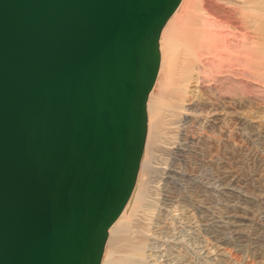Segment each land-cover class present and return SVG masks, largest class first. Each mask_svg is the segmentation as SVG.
Masks as SVG:
<instances>
[{"label": "water", "instance_id": "obj_1", "mask_svg": "<svg viewBox=\"0 0 264 264\" xmlns=\"http://www.w3.org/2000/svg\"><path fill=\"white\" fill-rule=\"evenodd\" d=\"M181 0H0V264H101Z\"/></svg>", "mask_w": 264, "mask_h": 264}, {"label": "rangeland", "instance_id": "obj_2", "mask_svg": "<svg viewBox=\"0 0 264 264\" xmlns=\"http://www.w3.org/2000/svg\"><path fill=\"white\" fill-rule=\"evenodd\" d=\"M181 1L172 19L197 15L230 46L255 36L260 15L241 0ZM190 44L161 38L137 179L103 264H264V55L220 63Z\"/></svg>", "mask_w": 264, "mask_h": 264}, {"label": "bare ground", "instance_id": "obj_3", "mask_svg": "<svg viewBox=\"0 0 264 264\" xmlns=\"http://www.w3.org/2000/svg\"><path fill=\"white\" fill-rule=\"evenodd\" d=\"M241 2L246 6L244 11H246V9H248V11L249 10H256L258 15H260L259 19H257L258 20L257 25L255 26L256 29H255V36L254 37H250V36L245 37V35H244L243 38L238 41L239 44H237V45L236 44H234V45L231 44V46L233 47V48H231V46L229 44L230 41L228 40L231 37L227 36V34H226L227 32L224 33V34L221 33V35L216 34L217 36H215V34L212 32L213 30L211 29L213 26L210 27L211 26L210 24H206L203 21L204 19L203 20L202 19L201 20L198 19V17H196L197 15L194 16V17H196V19H195L194 17H192V14L190 12L189 13L191 15L188 12H186V11L183 12V14H184L183 16L181 14L179 16H175L172 19L171 16L173 17V15L175 13V12H173V14L169 17V19L167 20L166 24L164 25V27H163V29L161 31L160 39H159V43H160L159 44V51L161 52V38H163L164 48H166V49L168 47L171 48L173 46L172 45L173 43L181 44L182 40L183 41L186 40L187 42H190L193 45H195L196 48H198L199 52H200V50H202V51L205 50L208 53V55L210 53V54H214V56H217V58H218L217 61L220 62V63L227 62V58H229L230 55H234L236 59L239 58L238 57L239 55H250V56L251 55H261L260 53H263L262 55H264V0H241ZM237 7H238V5H237ZM186 20H188L187 24H186V22H183V21H186ZM197 26H198V28H197ZM215 30H216V28H215ZM192 44H190V45L192 46ZM188 46L189 45H187V47ZM191 46H190V49L192 50ZM180 48H182V47H180ZM194 51H195V49H194ZM185 52H187V51H185ZM199 52L197 53L195 51V54L197 53L199 55ZM211 52H213V53H211ZM191 53H193V52H191ZM190 57H192V55H190ZM188 60H189V58H188ZM160 64H161V55H160ZM160 64H159V69H160ZM159 69H158V72H159ZM158 72H157V75H159ZM157 82H158V80H156V83ZM150 95L151 94L148 95L147 109L149 108V106L152 107V105H149V97H150ZM153 127H154V125H152V123H151L150 124V129L151 130L154 129ZM125 207H126V205H125ZM125 207H124V209H125ZM124 209H123V211H124ZM122 212H121V214H122ZM117 221L118 220H116L112 224V226L108 230V233L112 229L113 225L117 224ZM101 264H103V262Z\"/></svg>", "mask_w": 264, "mask_h": 264}]
</instances>
